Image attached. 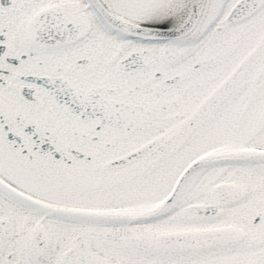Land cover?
I'll return each instance as SVG.
<instances>
[{
	"label": "snow or ice",
	"instance_id": "1",
	"mask_svg": "<svg viewBox=\"0 0 264 264\" xmlns=\"http://www.w3.org/2000/svg\"><path fill=\"white\" fill-rule=\"evenodd\" d=\"M0 264H264V0H0Z\"/></svg>",
	"mask_w": 264,
	"mask_h": 264
}]
</instances>
